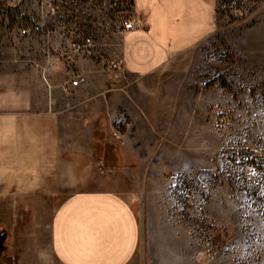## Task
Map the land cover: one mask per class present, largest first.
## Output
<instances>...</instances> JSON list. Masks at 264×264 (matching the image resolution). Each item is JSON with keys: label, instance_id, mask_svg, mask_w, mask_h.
<instances>
[{"label": "crops", "instance_id": "0c3cea01", "mask_svg": "<svg viewBox=\"0 0 264 264\" xmlns=\"http://www.w3.org/2000/svg\"><path fill=\"white\" fill-rule=\"evenodd\" d=\"M172 1L123 32L127 78L74 44L26 56L0 46V210L34 242L32 264H208L147 177L172 173L146 163L164 142L155 127L175 120L187 140L190 62L216 16L215 0Z\"/></svg>", "mask_w": 264, "mask_h": 264}, {"label": "rangeland", "instance_id": "374dc122", "mask_svg": "<svg viewBox=\"0 0 264 264\" xmlns=\"http://www.w3.org/2000/svg\"><path fill=\"white\" fill-rule=\"evenodd\" d=\"M161 1L0 0V46L17 44L21 56L52 54L90 38L81 51L109 61L123 32L143 20L139 10L158 13ZM215 2L211 33L190 62L187 140L175 120L155 127L164 142L146 163L172 173L147 177L196 263L264 264V0ZM9 211L0 210V264H32L34 242L25 230L16 234L3 215Z\"/></svg>", "mask_w": 264, "mask_h": 264}, {"label": "built area", "instance_id": "2783aa9c", "mask_svg": "<svg viewBox=\"0 0 264 264\" xmlns=\"http://www.w3.org/2000/svg\"><path fill=\"white\" fill-rule=\"evenodd\" d=\"M136 27H144V23L143 20L138 18L135 21V25L132 28H136ZM27 30H22L23 33H26ZM91 46V39L87 38L85 44L83 45V47L81 46H76V49L81 50L83 48H87ZM87 53H91L90 49L86 50ZM36 66H40V64L38 62L35 63ZM49 66L44 67L43 68V72L45 73L48 70ZM106 69L114 74V77H122V78H127L126 77V72L125 69L121 63V60L119 58H114L112 60H109V62L106 64ZM85 81V77L82 74H78L76 75L75 79H73L70 84L72 86H77L78 84H80L81 82Z\"/></svg>", "mask_w": 264, "mask_h": 264}]
</instances>
